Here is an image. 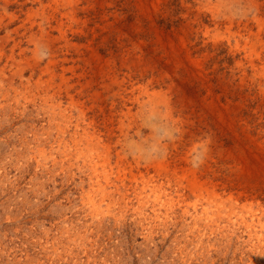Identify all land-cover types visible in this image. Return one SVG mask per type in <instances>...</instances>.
Segmentation results:
<instances>
[{"label": "rangeland", "instance_id": "1", "mask_svg": "<svg viewBox=\"0 0 264 264\" xmlns=\"http://www.w3.org/2000/svg\"><path fill=\"white\" fill-rule=\"evenodd\" d=\"M0 264H264V0H0Z\"/></svg>", "mask_w": 264, "mask_h": 264}]
</instances>
